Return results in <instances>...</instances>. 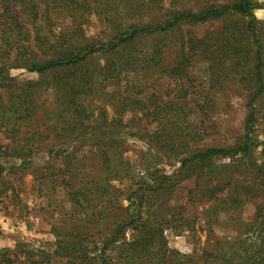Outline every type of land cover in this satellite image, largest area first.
Returning a JSON list of instances; mask_svg holds the SVG:
<instances>
[{"label": "rangeland", "instance_id": "1", "mask_svg": "<svg viewBox=\"0 0 264 264\" xmlns=\"http://www.w3.org/2000/svg\"><path fill=\"white\" fill-rule=\"evenodd\" d=\"M256 1L264 5V0ZM254 15L264 21V7L256 9ZM220 24L185 25L174 38H186L190 34L201 38ZM83 30L89 41L106 42L111 34L94 17ZM174 47H168L170 52L157 67L124 73L117 82L104 81L81 103L94 117L104 111L107 122L118 119L115 105L125 99L145 98L147 105L167 115L171 105L165 104H186L188 116L182 118L184 123H180L179 129L167 123L166 118H159L160 124L140 122L136 111L125 113L118 125L108 126V131L119 132L86 133L53 148L40 144L23 149L0 135V251L6 249L5 254L12 257L13 264H27L21 245L34 252H47L52 264H64L66 252L59 250L57 242L69 241L72 238L69 232L83 228L85 217L90 215L88 223L98 219L100 222L90 232L95 241L92 247L100 248L118 223H132L106 248L104 257L109 264H221L209 255L215 253L217 242L237 249L241 246L239 242L246 240L250 244L254 240L245 235L242 227L251 220L256 205L264 200V96L256 103L257 145L251 152L211 159L200 168L182 167L179 162L182 150L178 146L179 154L177 146L169 144V137L200 132L191 142L198 149L241 144L247 95L235 83L224 84L225 88L218 91L209 90L210 64L201 57L184 65L185 77L172 78L170 70L178 64L177 55L172 53ZM98 62L102 66L104 58ZM2 75L18 83L36 84L37 103L53 101V92L47 87L52 84L51 77L15 67L4 68ZM4 85L0 80V93ZM55 120L52 117L48 124ZM109 140L115 142L113 149L115 144L119 147L111 159L120 157L123 164L118 176L109 181L111 190L121 193L120 208L103 209L100 202L91 201L86 213L79 212L71 207L63 187L56 182L64 173L67 176L64 169L68 167H78L84 175L82 163L96 166L97 153ZM175 142L179 145V141ZM73 151H76L75 159L70 158ZM206 188L211 192L202 194ZM245 189H251V195H244ZM150 228L163 230V243L154 244L155 257L145 256L146 262L129 259L127 244L141 238L139 229L146 235Z\"/></svg>", "mask_w": 264, "mask_h": 264}, {"label": "trees", "instance_id": "2", "mask_svg": "<svg viewBox=\"0 0 264 264\" xmlns=\"http://www.w3.org/2000/svg\"><path fill=\"white\" fill-rule=\"evenodd\" d=\"M262 7L264 5L256 0H0V80L5 83L0 93V135L11 145L23 149L40 144L53 148L86 133L119 132L108 131V126L118 125L125 113L136 111L140 122L149 120L160 124L159 118H166L167 123L179 129L180 123H184L182 118L188 116L184 109L186 104H165L171 105L165 107L171 108L167 115L147 105L145 98L125 99L115 105L118 119L107 122L104 111L94 117L81 103L104 81L117 82L124 73L157 67L170 52L168 47L173 45L172 53L177 55L178 64L170 70L172 78L185 77L184 65L201 57L210 64L209 90L218 91L225 88L224 84L235 83L247 95L241 144L198 149L193 148L191 142L200 132L170 136L169 144L177 146L179 154L178 146L182 150L181 166L200 168L211 159L246 155L257 145L256 103L264 96V21L254 15V11ZM92 17L111 31L106 42L85 38L83 27ZM211 22L221 23L220 27L204 37L190 34L186 38H174L182 26ZM101 57L104 58L102 66L98 62ZM10 67L51 77L52 84L47 87L53 92V101L37 103L36 84L18 83L2 75L3 69ZM52 117L56 120L48 124ZM175 141H179V145ZM114 143L112 140L103 143L97 153L96 166L80 165L86 171L84 175L78 167L71 166L64 169L68 177L64 173L60 181L54 180L63 187L72 208L86 213L91 201L100 202L103 209L120 208L121 193L112 191L109 186V181L118 176L119 167L123 165L120 157L116 160L110 157L119 148L115 144L113 149ZM75 152L70 154L71 159H75ZM201 192L210 193L211 189ZM251 192L245 189L243 194L248 196ZM90 217H85L83 228L69 232L72 237L69 241L57 242L59 250L66 252L64 264H109L104 257L106 248L126 227L132 226L127 221L118 223L100 248L92 247L95 241L90 232L99 227L100 222L98 219L88 223ZM242 230L253 237L254 242L246 244L243 240L237 249L217 242L215 253L209 254L214 261L264 264V200L256 205L251 220ZM139 232L141 238L127 244L129 259L146 262L145 256L155 257V242L163 243V230L150 228L146 235L143 229ZM19 248L25 250L27 264H52L45 251L34 252L25 249V245ZM6 251H0V264H13L14 260Z\"/></svg>", "mask_w": 264, "mask_h": 264}]
</instances>
